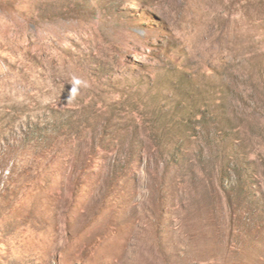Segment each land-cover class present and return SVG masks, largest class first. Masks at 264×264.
<instances>
[{"label": "rangeland", "instance_id": "rangeland-1", "mask_svg": "<svg viewBox=\"0 0 264 264\" xmlns=\"http://www.w3.org/2000/svg\"><path fill=\"white\" fill-rule=\"evenodd\" d=\"M0 264H264V0H0Z\"/></svg>", "mask_w": 264, "mask_h": 264}, {"label": "trees", "instance_id": "trees-1", "mask_svg": "<svg viewBox=\"0 0 264 264\" xmlns=\"http://www.w3.org/2000/svg\"><path fill=\"white\" fill-rule=\"evenodd\" d=\"M131 166L133 167L134 165L131 164Z\"/></svg>", "mask_w": 264, "mask_h": 264}]
</instances>
